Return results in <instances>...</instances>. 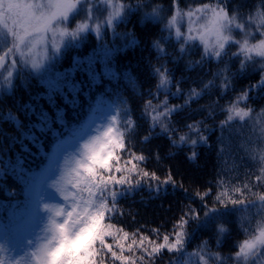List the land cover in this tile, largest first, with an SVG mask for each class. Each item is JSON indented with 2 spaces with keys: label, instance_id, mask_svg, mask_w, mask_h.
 <instances>
[{
  "label": "snow or ice",
  "instance_id": "6c2138e0",
  "mask_svg": "<svg viewBox=\"0 0 264 264\" xmlns=\"http://www.w3.org/2000/svg\"><path fill=\"white\" fill-rule=\"evenodd\" d=\"M179 5L180 0H171L167 9L169 15L166 17L163 14L165 12L163 5L152 3V0H135L134 3L130 0H41L40 3H20L18 0H7L5 3V0H0V24L7 29L5 39L7 40L8 36L11 37V46L7 53L0 56V87L13 89L15 80L25 69H30V74L35 73L41 77V82L47 89L46 99L50 110H55V118L41 111L36 116L39 123L33 127L40 133L51 132L54 137H59L62 133L54 131L52 127L53 124H59L68 135L56 144L58 151L74 140H83L81 148L76 150L77 167L74 171L78 179L72 187H76L83 180L84 185L79 191L87 193V198L82 196L80 203L74 200L72 205L67 207L49 204L44 201L42 195H38L34 202L32 216L37 221L40 231L36 234L35 240L28 239L26 242L31 250L25 251L19 259L8 257L6 253L9 249L5 243H0V264H106L108 254L113 261L119 260L120 264H137V260L133 258L137 250L141 252L137 258L140 264H155V257L164 249L170 253H183L185 240L189 235L186 225L190 221L203 227L220 217L234 212L248 213L253 208L256 209L260 219L255 225L251 220L247 226L242 223L248 238L238 243V250L234 254V264H260V261L264 260V192L253 193L252 188L257 185L248 182H245L242 188H229L219 181L218 191L212 197L211 203L206 199L211 196V188L204 192L197 190L195 196L200 200L199 209L192 207L191 204L187 205L179 220L173 225V231L162 234V242L157 243L141 234L138 243L136 236L139 230L130 234L112 222L118 210L119 200L141 187H147L156 196L167 193L169 186L173 191L180 188L185 193L188 189L184 188L182 181H176L170 168L167 175L161 178L155 171H148L142 167L147 157L142 152L138 154L131 144L129 133L135 129L136 123L129 112L110 113L97 126L96 134L88 135L85 139L87 126L79 129L68 128L62 114L63 109L57 103L61 101L65 106L76 109L80 105L81 92L85 96L89 95L92 88L100 82L101 74L97 72L98 64L103 66L104 76L115 75L109 67L114 50L104 44L98 45L84 59L74 58L71 61V71L57 70L55 63L58 62L62 46L74 45L86 32H94L97 37H102L104 32L111 29L115 34V28L119 23H126L132 14L141 13L143 23L151 21L162 33L167 32L168 38L172 37L174 31L177 41L180 42V52L184 53L188 42L194 41L196 37L185 36L177 25L187 16L189 21L187 30L191 33L194 12L192 9L185 12ZM194 11L203 13L199 19L205 21V27L211 23L216 36L215 44L211 49L208 42L203 37L200 38L203 52L201 60L196 61V64H202L205 60L213 58L220 62L224 56L228 55L227 48L232 46L237 47V51L231 53L232 57H243L240 59L241 71H244L249 63H257L252 55L253 52L255 56L260 57L259 81L249 85L240 96L223 109L226 113L225 119L220 122L223 130L237 118L245 121V118L251 115L254 111L251 107L246 105L245 108H239L237 105L241 101L246 102L252 91L264 88V39H260L256 44L249 43V38H254V32L264 37V0H260L257 14L250 12L247 19H244L238 10L231 9L228 0H215L214 4L203 3ZM22 15L30 23V29L25 28L23 34H20L8 27L7 20L12 19L15 24L16 17ZM76 16H81V19L72 26L71 21ZM234 31L243 33L241 40L234 38ZM127 35L130 33L125 34ZM65 38H70L67 43ZM153 47L158 53H165L160 40L153 41ZM226 71L227 66L215 75H222ZM75 75H81L84 78L73 79ZM152 76L156 79L155 91L149 90L147 94L149 99L144 103L142 114L149 127L148 134L143 136L142 140L147 142L153 136L162 135L175 146L190 144L192 150L187 159L195 161L198 156L195 151L197 145L207 144V137L203 134L207 126L205 125L202 129L200 127L202 121H196L177 127L172 117L177 115L185 105L198 98L202 90L192 89L184 105L170 106L167 91L173 81L171 70L166 64L154 66ZM179 83L177 81L175 84L177 91L172 93L173 96L181 92ZM212 83L213 81H208L204 84V88H208ZM229 87L230 78L223 75L222 91H226ZM161 92L165 93L164 100L153 105V99L157 98ZM102 102V99H98L97 105ZM31 111L35 114V108H31ZM209 115L212 113L209 112ZM185 127L188 129L187 132L183 131ZM157 128L159 132H156ZM35 139L36 137L33 136V140ZM260 139L264 141V136ZM220 151L223 152V149ZM261 151L264 152V149ZM156 159H160L158 153H156ZM256 180L264 184V155L260 156V175L256 176ZM41 183V177H33L28 185L29 190L33 187L38 188ZM51 186L55 187L56 182L54 181ZM245 192L253 195L255 199H248ZM236 193H239V197L235 195ZM67 199L65 195L64 200ZM201 212L203 216L200 215ZM218 231L224 233L227 229L220 225ZM120 233L123 235L121 236ZM152 233L158 238L161 235L159 229H152ZM107 237H112L116 247L120 249L119 252L113 249V244L107 242ZM130 237L132 243L127 245V251L130 254L124 255L123 241ZM145 241H148V244ZM206 247L205 241L198 251L189 255H196L201 264H208L207 253H204ZM211 256L215 258L217 264L222 261L219 253H212Z\"/></svg>",
  "mask_w": 264,
  "mask_h": 264
},
{
  "label": "trees",
  "instance_id": "16d2710c",
  "mask_svg": "<svg viewBox=\"0 0 264 264\" xmlns=\"http://www.w3.org/2000/svg\"><path fill=\"white\" fill-rule=\"evenodd\" d=\"M130 2L134 3L135 0ZM152 3L162 4L165 9L163 14L166 17L169 15L167 9L171 0H152ZM203 3H215V0H180L181 9L185 12L192 9L194 12L193 31L189 33L187 30L189 25L187 16L179 21L177 26L185 36L196 34V39L188 42L184 53L180 52V42L177 41L174 31L172 37L168 38L167 32L162 33L151 21L143 23L141 13H135L126 23H119L116 26L115 34L111 29L104 32L102 37H97L94 32H86L74 45L62 46L58 62L55 63L57 70L71 71V61L74 58L84 59L98 45L104 44L113 49L114 56L109 67L114 76H104L103 66L98 64L100 82L92 88L89 95L85 96L81 92L80 105L76 109L57 101L63 109L62 114L67 127L79 129L87 126L86 133L98 116L105 117L114 111L129 112L136 123L135 129L129 133L131 144L138 154L142 152L147 157L142 167L148 171H155L161 178L167 175L170 168L176 181H182L184 188L188 189L185 193L180 188L173 191L169 186L167 193L156 196L147 187H141L119 200L118 210L112 222L130 234L139 230L136 236L138 243L141 234L157 243L162 242V234L173 231V225L179 220L187 205L191 204L192 207L199 209L200 200L195 196V192L197 190L204 192L211 188V196L206 198L211 203L212 197L218 191L219 181L229 188H242L243 184L248 182L257 185L252 188L253 193L264 192V184L256 180V176L260 175V156L264 155L261 151L264 149V141L260 139L264 136V88L252 91L246 102L241 101L237 105L239 108H245L247 105L254 110L245 121L237 118L223 130L220 127V122L226 117L223 109L240 96L249 85L259 81L260 57L255 56L253 52L252 55L257 63H249L245 70L241 71L240 59L243 57H232L231 53L237 51V47L232 46L227 48L228 55L224 56L222 61L217 62L213 58L205 60L202 64H196V61L201 60L203 52L199 39L204 34L211 35L214 32L213 27H205L204 21L199 19L203 13L194 11ZM259 3L260 0H228L230 8L238 10L242 15H248L250 12L256 15ZM77 19H81V16H76L71 21V25ZM126 33L130 35L125 36ZM233 36L238 40L242 39L238 32ZM162 37L164 39H161ZM68 39L70 38H65V43ZM155 40H160L165 49L164 54L158 53L153 47ZM252 41L255 40L249 38V43ZM162 64H166L173 76L172 85L167 91L170 106L184 105L192 89L202 90L198 98L185 105L172 117L177 127L196 121H202L200 125L202 129L207 126L203 132L207 137V144L197 145L195 151L198 156L195 161L187 159L192 150L190 144L175 146L162 135L153 136L147 142L142 140V137L148 134L149 127L142 111L145 101L149 99L147 95L149 90L155 91L156 84V79L152 76V68ZM226 66L225 73L215 75ZM223 75L230 78V87L226 91L221 89ZM83 78L81 75L73 76L76 80ZM177 81L180 82L181 92L173 96L172 93L177 91L175 87ZM208 81L213 83L205 89L204 84ZM46 96L47 89L41 82V77H35L27 70L15 80L13 89L0 87V243H5L9 249L6 253L8 257L17 259L22 257L25 251L31 250L26 242L28 239L35 240L36 234L40 231L37 221L33 219L32 209L38 195H42L44 201L46 200L45 188L51 183V176L59 170L58 153L62 152L64 155L71 146L81 141L74 140L58 151L56 144L68 135L59 124L52 126L54 131L62 133L59 137H54L51 132L40 133L33 127L39 123L36 116L41 111L55 118V110H50ZM164 98L165 93L161 92L153 99V105ZM98 99L103 101L99 105H97ZM31 108H35V114ZM209 112L212 115H209ZM183 131L187 132L188 129L185 127ZM156 132H159V128ZM33 136L36 137L35 140ZM221 149L223 152L220 151ZM156 153L159 154V160L156 159ZM37 176L42 178V183L38 188L33 187L29 190V182ZM77 179L75 174L70 175L67 186L71 188L72 196L68 199V204H72L74 200L80 203L82 196L87 198L86 192L79 191L84 185L83 180L76 187H72ZM235 195L239 197V193ZM245 195L248 199H255L247 192ZM200 215L203 216V212ZM259 219L256 209L253 208L248 213L234 212L220 217L203 227L190 221L186 225L189 235L186 237L183 253H170L164 249L155 257V264H185V261L187 264H201L198 256L189 254L198 251L205 241L207 247L204 253H207L208 264H217L215 258L211 256L212 253L220 254L222 258L220 264H234L238 243L248 238L242 223L247 226L251 220L255 225ZM220 225H223L227 231L220 233L218 231ZM152 229L160 230L159 238L152 233ZM120 235L122 236L123 233ZM106 240L113 244L115 251H120L112 237H107ZM123 243L124 255H129L127 245L132 243L131 237ZM145 243L148 244V241ZM133 247L135 249V245ZM140 255L141 252L137 250L133 257L137 260V264H140L137 259ZM106 264H120V261H113L108 254ZM260 264H264V260H261Z\"/></svg>",
  "mask_w": 264,
  "mask_h": 264
},
{
  "label": "rangeland",
  "instance_id": "374dc122",
  "mask_svg": "<svg viewBox=\"0 0 264 264\" xmlns=\"http://www.w3.org/2000/svg\"><path fill=\"white\" fill-rule=\"evenodd\" d=\"M18 2L20 3H40L41 0H18ZM5 3H7V0H5ZM214 4V3H212ZM23 11V10H22ZM211 16V14L209 13V17ZM244 17V19H247L248 15H242ZM80 20V19H79ZM78 19L72 24V26H75V24L79 21ZM16 23L14 24L12 19H8L7 23H8V27L12 28L13 30L17 31L20 34H23L24 29L25 28H29L30 29V23L26 20V18L22 15L19 17H16ZM204 21V20H203ZM239 22V21H237ZM205 23V21H204ZM207 27H213V25L211 23L207 24ZM7 32V29H5L3 27L2 24H0V53L1 56L5 55V53H7L8 48L11 46V38L10 36H8L7 40L5 39V34ZM238 32V31H234L233 35ZM240 33L241 36H243L242 32H238ZM199 34V33H197ZM49 39L51 37V34L49 33ZM192 36L196 37V34H193ZM256 36H258L257 38H255ZM203 39L206 40L208 42V46L209 49H211L216 41V36L215 33L212 32L211 35H202ZM236 39V38H235ZM255 41H252V43L250 44H256L258 43V41L260 39H264V37L260 36V34L258 32H254V38ZM200 43L201 39H199ZM238 40V39H237ZM50 47V45H49ZM203 47V44H202ZM255 53V52H254ZM27 71L30 72V69H25ZM32 75H34L35 77H38L37 74L32 73ZM25 80V79H24ZM3 89V87H2ZM6 89V88H5ZM106 117V115H105ZM105 117L102 116H98L94 123L92 124V126L88 129V131L85 134V139L87 138L88 135H95V129L97 128V126H99L101 124V122L104 120ZM83 143V140L80 141L79 144L73 145L70 147V150L64 155H62L63 153L60 152L58 153V165H59V170L57 172H55L51 177V183L47 186L46 191H45V195H46V200L45 202H48L49 204L52 205H57L59 204V206L61 207H67L70 206L72 204H68L67 201L68 199L72 196V190L69 186H67V183L70 180V175L71 174H75L76 172L74 171V169L77 167L76 163H75V156L77 155V149L81 148V145ZM82 151V149H81ZM67 160V162H66ZM56 182V186L52 187L51 185L53 184V182ZM67 196L68 199L65 201L64 200V196ZM70 210V209H69ZM39 233V232H38Z\"/></svg>",
  "mask_w": 264,
  "mask_h": 264
}]
</instances>
